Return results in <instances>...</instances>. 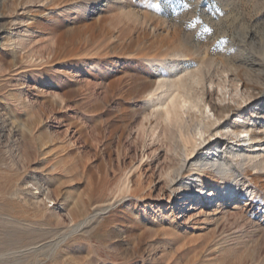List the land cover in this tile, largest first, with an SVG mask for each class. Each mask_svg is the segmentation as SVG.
<instances>
[{"label": "rangeland", "instance_id": "rangeland-1", "mask_svg": "<svg viewBox=\"0 0 264 264\" xmlns=\"http://www.w3.org/2000/svg\"><path fill=\"white\" fill-rule=\"evenodd\" d=\"M167 87L223 184L179 161ZM244 149L264 160V0H0V264H264Z\"/></svg>", "mask_w": 264, "mask_h": 264}, {"label": "bare ground", "instance_id": "bare-ground-1", "mask_svg": "<svg viewBox=\"0 0 264 264\" xmlns=\"http://www.w3.org/2000/svg\"><path fill=\"white\" fill-rule=\"evenodd\" d=\"M30 59H32V58H30ZM31 65H33V64H31ZM164 68H165V65H163L162 69H164ZM170 69H172V68H170ZM163 86H164V82H163ZM161 88H162V86H159V88L157 90H159ZM170 91H172V90L171 89L168 90V95H169L170 99L167 103H166L167 98L161 99V97H162L161 94L165 93L163 91H156L155 90V93L154 92L150 93L151 98H149V100H151L154 103V107L159 108L158 111L159 110L161 111L160 114H161V116L165 122H167V123L169 122L170 124L175 123L178 126L177 127L179 129L178 139H179V145H180V150L178 152L179 161L184 163L186 161V158L190 157L189 161H193V162H191L189 167L191 168V170L193 172H196L194 174V176L199 175V176H197L198 177L197 181L200 183L201 187L203 186V182H202L200 176H202L204 174L206 166L217 167L218 170H216V175L218 176V179L221 180V184H223L225 181H227L231 178V176H230L231 170L229 168V163H227L225 160L219 159L217 157V155H215L216 151H217L216 148H214V149L210 148L206 151L196 150L198 148V146L200 145V140L203 139L205 131H204L203 127L200 126L201 122L198 123L197 125H194L190 129V125L188 124V119L191 118L193 115H189L190 111H189V113L187 112L189 108L187 109L185 104L181 105L176 100V97L174 95L171 96L173 91L172 92H170ZM165 95H166V97L168 96L167 94H165ZM217 108L220 109L222 112H225L228 109V106H218ZM201 116L204 117V113H201ZM206 119L208 120L206 126L211 127L214 125L211 122V120L209 119V117H206ZM249 132H253V131L248 130V133ZM248 133L246 131L233 132L227 128H221V129H219V131H217L216 141H219L220 139H223L224 137H231L233 135L234 136V138L232 139L233 145L238 146L239 142L242 141L243 143H246L247 147H248L249 144H254L251 137H250V134H248ZM240 139H242V140H240ZM248 152L250 153L251 151L244 149L243 151L234 154L236 161H238V163H241V164L252 165L254 168L260 167L264 161V160H261L259 158L261 155L260 156H258V155L253 156V155H250ZM202 163H204L203 167H201ZM127 181H128V179H127ZM128 185H129V183H127L125 185V187L127 189H128ZM214 189H215V191H219L218 187L214 186ZM228 193L230 194V196L233 195L232 191H229ZM212 195H213V192H211V190L205 194L206 198H208V197L210 198V197H212ZM177 199L178 200H184L183 196H180Z\"/></svg>", "mask_w": 264, "mask_h": 264}]
</instances>
